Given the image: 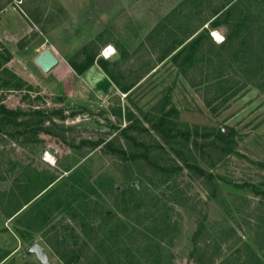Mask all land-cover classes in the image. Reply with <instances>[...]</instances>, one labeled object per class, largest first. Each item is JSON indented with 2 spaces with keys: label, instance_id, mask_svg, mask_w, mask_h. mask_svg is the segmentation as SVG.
<instances>
[{
  "label": "rangeland",
  "instance_id": "obj_1",
  "mask_svg": "<svg viewBox=\"0 0 264 264\" xmlns=\"http://www.w3.org/2000/svg\"><path fill=\"white\" fill-rule=\"evenodd\" d=\"M230 7L226 48L210 33L230 26L210 23ZM198 33L188 65L162 59ZM263 40L264 0H0V106L18 114L0 115V264H41L33 244L48 264H264ZM163 104L177 129L198 127L184 151L212 180L150 130Z\"/></svg>",
  "mask_w": 264,
  "mask_h": 264
},
{
  "label": "trees",
  "instance_id": "obj_2",
  "mask_svg": "<svg viewBox=\"0 0 264 264\" xmlns=\"http://www.w3.org/2000/svg\"><path fill=\"white\" fill-rule=\"evenodd\" d=\"M235 7H230L228 9H226L225 11H223L222 13H220L218 15V12L215 14L216 18L214 19V21L211 24L212 27H217L219 25H226V26H230L229 19L231 17V15L233 14V12L235 11ZM239 29V23H234L232 24V26H230V35L227 36L226 41L224 42V46L226 48H228L233 41V38L235 37H239L237 35V33ZM193 35V33H192ZM191 35V36H192ZM190 36V37H191ZM189 37V38H190ZM188 38V39H189ZM186 39L183 40L179 43H177L175 46L171 47V50L165 55L163 56L162 59H166L169 58L171 60V62L177 66V67H184L185 65H188L193 57L196 55V51H198V49L201 48V39H202V34L198 33L195 36H193L191 39ZM263 42V47H264V40ZM241 46L239 44L234 45V48ZM259 59L257 60V72L256 74H262L260 76L261 80L264 79V50L258 55ZM247 64V63H246ZM246 64L243 66V72L246 71L245 68H247ZM100 67L102 68V70L108 75V77L110 79L113 80V78L111 77V74L109 73V71L107 70V66L106 63L104 61H100L99 63ZM246 66V67H245ZM218 85V84H216ZM122 90L127 91L126 88H123ZM164 101L167 102V98L164 99ZM161 115L159 116H155V118L152 119H147V122L150 124V130L154 131L157 136L159 137V139L162 141V143L164 144V146H167L169 148V150L172 151V153L174 154L176 160H178L182 165H184L186 167V169H190L195 176L197 177H205L209 180L213 179V175L211 173H207L205 170H203L200 166L198 165H189L186 155L187 152L190 154V151L188 149L187 146V141L188 138L190 137L191 132L193 131L194 133H197V129L198 127H194L193 129H190L189 126L187 125H183L181 126V129H177V124L172 123L168 117H169V113L168 111L165 112V106L163 104L162 108H161ZM170 112H175V110L172 108L170 110ZM0 115H2L3 119V123L4 124H9L10 121L12 122H16L17 121V112L12 111L10 109H7L3 106H0ZM25 122L21 125L22 126H28V124L26 123V125H24ZM130 130V126L124 128L122 130V136L123 138L128 141V136L127 133ZM148 131V130H147ZM230 139V136L228 135H224L222 134V132L216 131L213 134V138L211 139V143H210V148L212 147V149L214 150H218V152H221L224 150V147L228 144V141ZM89 144H91V149H95L98 146V143H94V142H90ZM112 143L107 142L104 144L106 149H112ZM159 148H164L162 145L158 144ZM174 145H176L177 147H174ZM221 148V149H220ZM187 150V152H185L184 150ZM121 155H126V157L130 158H134V156L132 155V153L130 152V154H128L126 151L124 150H120L119 151ZM150 151H148L147 149L144 150H137V155L136 156H141L143 159L147 160L148 162L153 161L151 160V158L148 156V153ZM11 217V215L7 216V218L9 219ZM17 233L20 234V236H22V232L17 230ZM58 258L60 260H62L65 264H71L70 261L65 260V255L61 254V253H56ZM79 257V256H78Z\"/></svg>",
  "mask_w": 264,
  "mask_h": 264
},
{
  "label": "water",
  "instance_id": "obj_3",
  "mask_svg": "<svg viewBox=\"0 0 264 264\" xmlns=\"http://www.w3.org/2000/svg\"><path fill=\"white\" fill-rule=\"evenodd\" d=\"M36 66L43 72L49 73L54 67L58 65V60L50 50H44L34 60ZM222 134L226 135L224 130H221ZM26 255H34L41 264H48L45 254L39 245L33 244L25 252Z\"/></svg>",
  "mask_w": 264,
  "mask_h": 264
},
{
  "label": "clouds",
  "instance_id": "obj_4",
  "mask_svg": "<svg viewBox=\"0 0 264 264\" xmlns=\"http://www.w3.org/2000/svg\"><path fill=\"white\" fill-rule=\"evenodd\" d=\"M227 31V28L223 26L219 29L212 30L210 36L213 42L216 45L223 44L227 39ZM102 52L106 60H110L112 58L119 59L118 49L115 47L114 44H107L106 47L102 50Z\"/></svg>",
  "mask_w": 264,
  "mask_h": 264
}]
</instances>
